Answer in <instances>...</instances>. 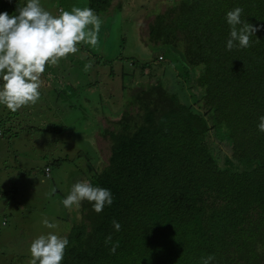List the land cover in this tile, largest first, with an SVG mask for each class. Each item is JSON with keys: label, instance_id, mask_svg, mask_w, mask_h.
I'll return each instance as SVG.
<instances>
[{"label": "trees", "instance_id": "1", "mask_svg": "<svg viewBox=\"0 0 264 264\" xmlns=\"http://www.w3.org/2000/svg\"><path fill=\"white\" fill-rule=\"evenodd\" d=\"M112 1L87 4L100 16ZM21 7L0 0V13ZM236 7L258 31L250 47L228 50ZM147 30L183 67L195 108L172 94L173 79L163 87V72L133 96L136 117L125 111L103 130L110 156L88 179L113 202L96 213L81 201L61 264H264V0H175Z\"/></svg>", "mask_w": 264, "mask_h": 264}, {"label": "rangeland", "instance_id": "2", "mask_svg": "<svg viewBox=\"0 0 264 264\" xmlns=\"http://www.w3.org/2000/svg\"><path fill=\"white\" fill-rule=\"evenodd\" d=\"M174 1L113 0L110 13L98 15L99 44L81 43L75 54L47 66L35 105L15 113L0 105L1 113L6 109L0 121V264H29L35 238L50 231L66 236L81 220V206L68 209L61 201L76 181L90 182L94 160L100 169L107 164L111 141L102 132L115 130L114 122L125 111L136 117L133 96L149 86L151 75L160 80L164 72L163 87L173 79L172 94L187 106L195 102L182 92L188 79L183 67L147 40L154 16ZM13 2L25 6L27 0ZM40 4L53 15L88 7L87 0ZM45 218L57 228L47 229Z\"/></svg>", "mask_w": 264, "mask_h": 264}, {"label": "clouds", "instance_id": "3", "mask_svg": "<svg viewBox=\"0 0 264 264\" xmlns=\"http://www.w3.org/2000/svg\"><path fill=\"white\" fill-rule=\"evenodd\" d=\"M17 11L18 15L0 13V105L13 113L39 101L41 77L47 66H55L61 59L75 54L81 43L92 47L99 44L102 23L90 7L73 6L70 11L61 9L58 15H53L41 6L40 0H27ZM242 12V8L236 7L226 14L230 26L228 50L250 47V38L258 31V27L241 19ZM89 68L91 63L85 65V71ZM258 130L264 132V116L260 117ZM55 191L53 188L52 193ZM84 200L94 202V211L100 213L105 205L112 204L113 197L109 189L78 180L61 203L71 209L74 205L79 207ZM43 225L47 229L57 228V224L47 218ZM113 228L120 231V223L114 220ZM107 240L110 241L111 236ZM68 244L67 237L55 231L39 235L30 244L29 264H61ZM118 246L113 245L110 251L114 253ZM213 259L208 256L203 264H210Z\"/></svg>", "mask_w": 264, "mask_h": 264}]
</instances>
